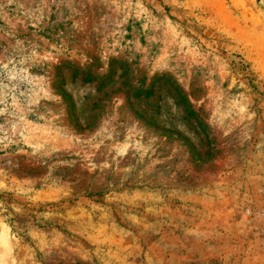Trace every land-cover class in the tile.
<instances>
[{
    "label": "rangeland",
    "instance_id": "obj_1",
    "mask_svg": "<svg viewBox=\"0 0 264 264\" xmlns=\"http://www.w3.org/2000/svg\"><path fill=\"white\" fill-rule=\"evenodd\" d=\"M0 264H264V0H0Z\"/></svg>",
    "mask_w": 264,
    "mask_h": 264
},
{
    "label": "trees",
    "instance_id": "obj_2",
    "mask_svg": "<svg viewBox=\"0 0 264 264\" xmlns=\"http://www.w3.org/2000/svg\"><path fill=\"white\" fill-rule=\"evenodd\" d=\"M88 80V79H87ZM174 94L177 99V103L180 104L187 115V117L195 119L197 121V125L202 126L201 132L205 133L206 127L203 126L202 122L199 120L197 113L192 109L191 104L188 99L183 95L182 91L178 87H173Z\"/></svg>",
    "mask_w": 264,
    "mask_h": 264
}]
</instances>
